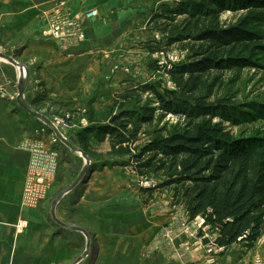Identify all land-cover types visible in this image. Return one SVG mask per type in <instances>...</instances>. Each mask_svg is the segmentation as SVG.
I'll use <instances>...</instances> for the list:
<instances>
[{
  "label": "rangeland",
  "instance_id": "1",
  "mask_svg": "<svg viewBox=\"0 0 264 264\" xmlns=\"http://www.w3.org/2000/svg\"><path fill=\"white\" fill-rule=\"evenodd\" d=\"M181 1L171 0L170 4L176 6ZM237 1H240V4L235 5L234 0H227L228 5L221 13L222 24L225 28L231 29L240 27L244 19L250 16L255 17L251 20L255 23L249 28L262 35L263 46L257 48L255 54H246L248 59L246 64L218 71L217 74L221 78L214 97L233 98L236 103H242L244 108L250 110L246 115L247 118L239 123H225L233 135H264V0ZM8 3V0H0V53L14 57L26 67L25 98L27 102L45 114L67 141L60 139L43 120L31 115L19 104L17 100L19 69L1 57L0 129L14 128L23 136L20 140L21 145L27 141H38L45 148L47 147L50 153L56 155L58 167L60 166V172L63 174V185L57 191H53L48 208L51 210L49 215L56 225L58 236H63V239L68 240L70 244L79 243V249L70 264H171V250L175 239L174 225L171 222L173 211L181 213L183 208L188 215L184 207L174 205V188H158L165 180L164 176L139 174L134 165L128 163L127 157L110 154L108 142H99L87 135V145H83L79 142L78 135L86 128L108 120V105L117 93L144 83L156 85L163 92L164 87L176 89V83L166 72L151 68L153 71L149 77H143L144 79L137 77L139 82L135 79L125 85L121 83L118 91L113 94L114 88L118 85L111 80L110 83L106 79L103 83H79L80 77L76 74L72 80H78V82L62 83L64 89H67L64 93V90L58 87L59 85L44 82L41 76L43 65L39 59L25 55V43L29 33L23 29L22 25L9 23ZM230 3H232L231 6H229ZM149 26L159 33L157 38L147 40L148 42L145 43L150 52L153 51L149 47L151 45H154V50H160L152 63L171 62L168 64L171 66L172 63L189 62L190 44L168 46V37L163 31L162 23L156 21L150 24L149 22ZM141 76L144 75L141 74ZM104 90L108 91L106 97L105 93L103 94ZM143 96L145 104L158 105L153 94L147 93ZM179 120L180 118L173 114L159 111L153 127L164 125L173 127ZM72 137L77 139L76 144L71 140ZM146 139L147 137L142 135L140 143ZM70 144L80 148L86 155L76 151ZM85 169L82 179L76 184ZM73 184L76 185L71 187ZM49 187L46 185L40 188L38 193L44 195ZM93 187L97 192L90 194V202H88L84 198L87 191ZM150 187L155 188L152 196L142 191L143 188ZM97 198L101 201L99 202ZM165 211L172 212L171 220H168L167 213L159 214ZM190 221H192L190 225L192 228L184 225V231L194 233L197 237L212 239L213 246V237L210 234L206 236L210 231L206 227H217L209 224L207 220L201 227L195 218H190ZM105 226H111L112 233H108L115 237L116 241L125 237L133 239V235L142 231L141 226L144 233L147 230L150 236L144 240L147 242L139 254L133 249L134 259L131 255L128 256L130 257L128 260L123 258V250L119 248L114 249V252L103 251L100 258L99 238ZM260 242L264 248V234L257 243Z\"/></svg>",
  "mask_w": 264,
  "mask_h": 264
},
{
  "label": "trees",
  "instance_id": "2",
  "mask_svg": "<svg viewBox=\"0 0 264 264\" xmlns=\"http://www.w3.org/2000/svg\"><path fill=\"white\" fill-rule=\"evenodd\" d=\"M226 5L227 0H182L151 10L149 22L162 23L168 46L191 45L189 62L151 65L171 76L177 88L162 92L144 83L117 93L108 120L86 128L78 140L87 145L90 135L108 142L110 154L127 157L139 174L164 176L158 188L173 187L174 205L190 218L204 215L219 229L216 243L227 248L239 241L254 246L264 234V135H233L225 123H239L250 110L233 98L214 97L218 71L246 64V54L263 46L262 35L249 28L253 16L240 27H224ZM147 93L157 106L144 103ZM159 111L180 120L173 127H153ZM142 135L147 139L140 143ZM154 190L142 189L150 196Z\"/></svg>",
  "mask_w": 264,
  "mask_h": 264
},
{
  "label": "crops",
  "instance_id": "3",
  "mask_svg": "<svg viewBox=\"0 0 264 264\" xmlns=\"http://www.w3.org/2000/svg\"><path fill=\"white\" fill-rule=\"evenodd\" d=\"M61 1L8 0V21L13 25H22L29 33L25 55L40 60L45 83H55L65 93L67 89L62 83L78 82L72 80L78 74L79 83H103L105 79L110 83L111 80L118 85L114 94L121 83L125 85L137 80V77H149L153 71L152 61L157 58L158 52H150L145 43L159 35L149 26V13L162 4H170L171 0H65L74 13L83 14L93 9L99 11L98 17L86 21L87 39L68 48L44 34L47 14ZM103 94L106 97L108 91L104 90ZM21 138L23 136L14 128L0 129V264H70L79 243L70 244L63 236H58L48 208L53 191L63 185L60 166L44 195L29 203L25 189L31 153L22 147ZM95 191V187L87 191L84 200L90 202V194ZM173 212L171 222L175 239L171 264H264L263 241L254 246L239 241L209 253L212 239L185 232L184 225L192 228L189 215L183 208L181 213ZM165 213L171 220L172 212L159 214ZM110 228L105 226L102 229L100 258L103 251L114 252L119 248L123 250V258L128 260L131 255L134 259L133 249L139 254L147 242L144 240L150 236L147 230L144 233L141 226L142 231L133 235V239L125 237L116 241L109 234L112 233ZM206 229L210 230L206 236L218 237L219 229Z\"/></svg>",
  "mask_w": 264,
  "mask_h": 264
},
{
  "label": "built area",
  "instance_id": "4",
  "mask_svg": "<svg viewBox=\"0 0 264 264\" xmlns=\"http://www.w3.org/2000/svg\"><path fill=\"white\" fill-rule=\"evenodd\" d=\"M98 16L99 11L96 9L83 14L74 13L63 0L47 14L44 34L57 40L65 48L75 46L87 39L86 21ZM22 147L31 153V165L25 193L26 200L32 203L40 196L38 193L40 188H44L46 185L50 186L49 180L56 173L58 163L56 155L50 153L47 147L45 148L38 141L24 142ZM195 221L201 227L206 223V217L197 216ZM23 225L24 223H22ZM213 243V246L208 249L209 253H214L215 250L222 248L216 244V239H213Z\"/></svg>",
  "mask_w": 264,
  "mask_h": 264
},
{
  "label": "water",
  "instance_id": "5",
  "mask_svg": "<svg viewBox=\"0 0 264 264\" xmlns=\"http://www.w3.org/2000/svg\"><path fill=\"white\" fill-rule=\"evenodd\" d=\"M0 57L11 62L13 65L17 66L19 69V73H20L19 76L20 77H19V83H18V97H17L19 104L28 113H30L31 115L43 120L50 129H52L56 132L57 136L60 139H62L63 141H67V139L63 136V134L60 132V130L57 128V126L45 114L39 112L37 109H35V107H33V105H31L29 102H27V100L25 98V93L27 90V78H26L27 72L25 71V70H27L26 67L24 65H22L19 61H17L14 57L9 56L7 54L0 53ZM71 140L73 141L74 144L77 143V139H75L74 137H72ZM74 144H70V145L76 151L83 153L82 150L80 148H77ZM83 155H86V154L83 153ZM85 171H86V169L81 173V175L79 176V178L76 181V184L82 179V176L84 175ZM76 184H73L71 187H74ZM61 196H60V198H61ZM54 217H55V213H54ZM56 220L61 223V221H59L57 218H56ZM78 261H77V263H78Z\"/></svg>",
  "mask_w": 264,
  "mask_h": 264
},
{
  "label": "bare ground",
  "instance_id": "6",
  "mask_svg": "<svg viewBox=\"0 0 264 264\" xmlns=\"http://www.w3.org/2000/svg\"><path fill=\"white\" fill-rule=\"evenodd\" d=\"M27 72V71H26ZM20 74V73H19ZM26 75V74H25ZM27 78V77H26Z\"/></svg>",
  "mask_w": 264,
  "mask_h": 264
}]
</instances>
